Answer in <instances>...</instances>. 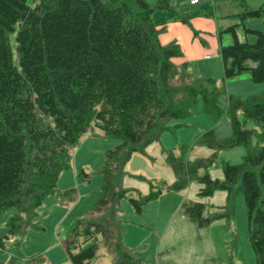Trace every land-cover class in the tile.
Listing matches in <instances>:
<instances>
[{
	"label": "trees",
	"instance_id": "obj_1",
	"mask_svg": "<svg viewBox=\"0 0 264 264\" xmlns=\"http://www.w3.org/2000/svg\"><path fill=\"white\" fill-rule=\"evenodd\" d=\"M185 1L0 0V213L14 209L0 247L11 241L12 263H45L43 254L23 257L20 241L29 227L41 229L34 220L46 197L72 198L73 189L61 193L57 181L70 168L80 137L94 126L118 144L104 153L98 199L73 219L61 240L71 264H91L101 248L110 264H143L122 242L121 198L135 193L128 202L141 214L164 190L182 191L192 181L199 185L198 197L222 191L225 203L204 213L201 201L182 202L184 216L196 227L229 223L241 195L255 264H264V90L241 97L226 93L224 85L243 72L264 83V31L245 25L247 19L264 23V0L256 8L247 0H229L240 10L231 14L235 23L218 31L232 40L219 45V84L211 76H192L187 63L176 65L179 45L158 39L168 21L188 22L193 7ZM239 28L251 42L238 39ZM198 99L214 124L227 119L230 135L218 138L213 128L198 134L194 145L208 148L206 157L189 159V146L182 144L178 155L163 149L175 177L171 183L136 175L148 192L124 187L131 155L143 154L164 131L179 126ZM240 146V162L219 157L221 150ZM216 163L220 178L208 172Z\"/></svg>",
	"mask_w": 264,
	"mask_h": 264
},
{
	"label": "rangeland",
	"instance_id": "obj_2",
	"mask_svg": "<svg viewBox=\"0 0 264 264\" xmlns=\"http://www.w3.org/2000/svg\"><path fill=\"white\" fill-rule=\"evenodd\" d=\"M37 1L26 0V3L31 5ZM147 1L152 3L155 0ZM178 1L169 0V3L176 5ZM206 1H214V14L218 16L220 28L224 29L236 22L231 14L240 9L231 1ZM262 1L247 0V3L249 7L256 8ZM202 19L210 20V23L214 24L212 17L202 16ZM205 23L207 24V21ZM245 25L248 28L264 31V23L261 19H247ZM236 31L239 40L252 41V37L244 36L240 28ZM203 35L202 39L206 40V45H211L213 51L203 53L202 57L207 54L212 55L213 58L204 61L202 57H194L191 63L188 62V69L194 77L211 76L219 84L222 69L220 60L214 55L217 48L212 47V41L216 42L215 26L213 30L205 31ZM221 36L223 45L231 44L229 34L222 33ZM196 39L200 43V38L196 37ZM247 65L251 66L252 63L248 62ZM224 85L226 93L241 97L264 90V83L252 82L248 72L227 79ZM219 101L221 105H224L225 96H221ZM176 123H179V126L173 130L164 131L158 141L145 148L143 154L131 155L124 167L125 174L122 181L124 187L136 188L142 194H146L149 190L147 182L139 180L135 177L136 175H142L155 183L161 181L171 183L175 177L165 163L163 149L172 148L174 154L178 155V145L182 144L189 146V159L206 157L211 151L206 147L194 145L198 134L209 128L214 129L218 138L228 137L231 133L227 119H221L214 124L212 118L203 113L200 99L194 104L192 113ZM117 144V139L105 136L94 126L80 137L79 143L72 150L70 168L62 171L57 181V188L61 190V193L67 189H73L72 198L61 199L60 196L50 195L44 199L38 208V216L34 220L41 229L29 227L20 241V252L23 257L43 254L44 264H71L62 248L61 240L73 219L86 214L98 199L101 184L98 170L103 165L105 151ZM243 153L244 148L240 146L221 150L219 157L231 163H238ZM208 172L212 178H220L222 175L218 163L210 167ZM198 189L199 185L192 181L182 191L164 190L156 200L143 207L141 214H136L128 202V196H134L135 193L132 192L121 198L119 207L120 217L123 219V244L134 249L143 264H255L248 240L243 197L241 195L235 197L233 217L229 223L218 220L204 227H196L184 216L181 210L182 202L201 201L206 205L204 213L211 210L209 209L211 207L222 206L225 203L224 192L216 191L211 197L200 198L197 196ZM13 212L14 209H9L0 213V236L5 233V223ZM10 242L5 241L4 248L0 247V264H24L21 259L12 263V253L9 250L14 246L11 247ZM110 263L111 258L104 248L98 250L91 262V264Z\"/></svg>",
	"mask_w": 264,
	"mask_h": 264
},
{
	"label": "crops",
	"instance_id": "obj_3",
	"mask_svg": "<svg viewBox=\"0 0 264 264\" xmlns=\"http://www.w3.org/2000/svg\"><path fill=\"white\" fill-rule=\"evenodd\" d=\"M213 3L214 1L210 2L206 0H200V3L197 5V7L193 8L192 16L189 18L188 22L183 23L181 21H168L165 24V28L160 31L158 35L160 43L165 44L173 40L179 45L181 55L176 57L174 61L172 60L174 63H176V65H181L182 63L188 64V62L191 63L194 57H202L203 53H207V51H213L211 45H206L207 42L205 39H202V37H204L203 34H205V31H210L211 29L213 30L214 26L216 42L213 43L212 41V47L215 46L217 48V52L214 55H216L220 60L218 49L219 45L222 44V36H219L218 31L221 28L218 26V16H215L214 14L215 7ZM202 16L208 18L212 17L214 24L210 23V20L202 19ZM206 21L207 24L205 23ZM196 37L200 38L199 41L201 44L198 43ZM202 44L204 45L203 47ZM196 53L198 54L197 56ZM212 58V55L207 54H204L202 57L204 61H209ZM219 62L221 64V61Z\"/></svg>",
	"mask_w": 264,
	"mask_h": 264
},
{
	"label": "built area",
	"instance_id": "obj_4",
	"mask_svg": "<svg viewBox=\"0 0 264 264\" xmlns=\"http://www.w3.org/2000/svg\"><path fill=\"white\" fill-rule=\"evenodd\" d=\"M186 1L191 6H195L200 3V0H186Z\"/></svg>",
	"mask_w": 264,
	"mask_h": 264
}]
</instances>
